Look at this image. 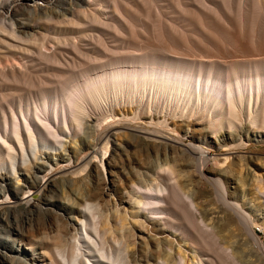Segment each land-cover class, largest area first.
<instances>
[{"label":"bare ground","instance_id":"1","mask_svg":"<svg viewBox=\"0 0 264 264\" xmlns=\"http://www.w3.org/2000/svg\"><path fill=\"white\" fill-rule=\"evenodd\" d=\"M17 1L11 0L7 7L4 0L0 1L4 13V16L0 13V91L5 90L0 93V169H8L6 173L0 172V264H141L138 254L143 246L130 251L126 241L117 239L109 243L103 237L99 221L101 200L87 198L82 203V220L76 222L73 218V222L61 225L57 216L40 206L46 191L56 189L54 178L39 176L44 172H32L26 179L27 188L32 191L29 195L25 188L5 183L9 177L15 179L20 165L27 167L32 157L37 159L39 143L42 147L58 149L56 145L64 147L67 135L80 136L91 125L90 108H102L105 102L136 104L123 116L127 124L124 121L119 124L156 153L152 171L142 170L146 165L139 163L142 167L139 172L145 177L156 172L155 179L145 183L128 180L123 189L136 214L149 210V216L156 217L149 218L158 235H166L171 229L168 235H173V240L165 237L164 243L157 244L159 251L164 248L170 254L160 264H247L243 258L250 252L244 250L248 245L244 235L256 243L264 256V243L253 230V224H264L259 223L262 217L258 212L251 214L241 204L232 203V212L224 216V207L216 203L226 202L224 183L220 184L218 199L214 191L211 198L204 189L187 190L181 180L185 172H191L185 168L195 169L197 164H202L198 165V171L209 172L207 176L211 178L221 165L233 161L239 166L237 138L230 133L239 125L254 128L256 140L261 142L264 34L259 33L264 27V0H56V6L62 3L68 8L53 11L47 20L91 28L98 35H90V43L98 40L96 43L102 45L103 51L99 57H86L88 64L74 61L70 55L72 62L66 59L68 66L62 61V51H42L39 64L47 63L56 72L33 77L36 79H26L25 75L36 65H28L29 53L19 44L23 36L14 29L12 16ZM69 15L74 20H68ZM194 27L199 36L190 33L189 29L194 31ZM125 30L132 34L152 30L155 36L149 50L137 54L130 51L128 44L111 45L106 40L108 31L126 35ZM243 41L246 43L242 44ZM22 51L23 63H2L10 60L12 53ZM76 51H80L78 45ZM74 77L80 80L72 84ZM20 78L24 85L29 84L31 93L38 95L40 102L34 107H29L30 99L18 92ZM25 101L27 106L23 107ZM162 101L168 104V110L162 108ZM102 117L103 114L98 115L94 121L99 123ZM170 117L182 121L169 128ZM179 127L182 132H178ZM226 129L229 134L221 138ZM212 148L223 152L217 155L211 152ZM87 155L95 157L101 153L94 148ZM257 167L264 170V162ZM229 169L227 172H231ZM10 173L14 175L9 176ZM254 182L257 179L251 182L250 201L260 203L263 186ZM8 195L13 200L5 201ZM95 195L99 196L97 191H91V196ZM198 200L202 202H199L201 208ZM213 202L217 204L214 208ZM80 205V202L73 205L70 211ZM178 207L184 209V219L176 217ZM55 221L57 227L65 226L66 232L58 228L52 234ZM237 221L240 228L235 229ZM71 229L75 230L67 232ZM176 231L188 239L194 257L202 250L208 252L206 258L203 260L202 256L198 262L193 259L194 263H188L180 249L172 255L173 241L178 237ZM63 238L70 240V246L60 243ZM143 243L149 248L147 241ZM150 253H145V260L152 258Z\"/></svg>","mask_w":264,"mask_h":264},{"label":"rangeland","instance_id":"2","mask_svg":"<svg viewBox=\"0 0 264 264\" xmlns=\"http://www.w3.org/2000/svg\"><path fill=\"white\" fill-rule=\"evenodd\" d=\"M10 2L11 0H4L5 6L7 7L8 4L10 5ZM63 8H68V6L62 3L56 6V0L17 1V11L15 10L14 16H12L15 23L14 29L19 35L23 36L19 44L26 49L25 53H29L27 58L28 65H36L31 67L28 73L25 74L26 79L44 77L56 72V69L47 63L39 64L41 59L39 53L42 51H62L61 58L66 65L68 64L66 63V59L71 63L72 57H74V61H82V63L88 64L89 59H86V57H99L101 55L103 47L100 43H96L98 40L94 43H90L89 41L91 38L90 35H98V32L79 24H71L68 22L58 23L47 20V16L50 13L53 11L59 12ZM1 11L2 10H0L1 15L4 16V13ZM67 19L72 21L74 20V16L69 15ZM262 25H264V23H262ZM190 28L193 27L190 26ZM189 30L191 34H199L195 27L194 31L191 29ZM143 32L144 31H140L132 34L130 31L125 30L124 33H126V35H122V33L108 31V33H106V40H108L111 45L116 43L128 44L129 46L127 47H131L130 51H136L137 54H140L149 50V45L152 43L153 37L155 36L152 30L146 31L149 36ZM234 32L235 30H232V33ZM103 34H105V32ZM103 34L101 33V35ZM260 34H264V27H262V31H260L259 35ZM136 35H138L140 39L137 40L138 37H136ZM241 43L245 44L246 42L243 41ZM72 45H74V47H72ZM76 45H78L80 51H76ZM23 53V51L20 53L14 52L11 54L10 60H3L2 63H12L14 61L23 63ZM36 53H38V55H36ZM62 55H64V57H62ZM70 55H72V57H70ZM79 80L80 77H74L71 83H78ZM54 81L57 80L55 79ZM19 82H21V84L17 88L18 92H22L25 98L30 99L29 107H34L37 101L38 103L40 102L38 95L30 92L29 84L24 85L22 78H20ZM3 91L5 90L0 91V93ZM148 102L150 101L148 100ZM160 105L162 108H168V104L165 103V101H162ZM19 106L18 104L17 108H19ZM26 106L27 103L25 101L23 102V107ZM135 107L136 104L118 105L117 103L116 105V103H112L110 105L109 102H105L102 108H90L93 110H90L91 113H89L91 117L88 118V120L90 119L91 121V125H89L80 136L74 137L70 134L67 135L63 140L65 143L64 147L56 145L55 148L58 149L42 147V144L39 143V154L37 159L32 157L31 164L27 167L20 165L17 169V174H15V179L9 177L5 183H12L17 188H25V192L29 195L32 194V191L30 188H27L28 180L26 179L32 176V172H44L39 174V176L46 175L54 178L57 185L56 189L54 191H46V194L43 195L45 197L44 203L40 206L41 208L47 207L52 214L57 216V218H59L58 222L61 225L73 222V218H76V222L82 220L81 210H84L82 209V203H84L87 198L89 200L93 199L94 201L101 200L102 205L100 206L99 221L102 235L106 241L114 243L117 239L124 240L128 243L130 251L138 250V248H142L143 246L142 251L138 254V259L141 264H160L161 260L169 258L170 254L169 251L164 248L159 251L157 244L164 243L165 237H169L173 240V235H168V231L171 232V229L166 231V235H158L156 229L150 224L153 222L150 218L153 219L155 216H149V210H142L136 214V209H134L130 199H127L126 191L123 189L124 186H127L128 180H137L145 183L146 181H152L156 177V172H150V177H145L144 174L139 172L142 169V167H140L141 164L139 165L141 161L146 165V169L142 170L151 169L152 171L154 169L157 161L155 156L156 153L153 150H148L142 142L131 136L129 129H125L119 124L120 121H124V123L127 124V120L123 119V116L125 113L131 112V108ZM111 109L116 113V116L113 117L114 114ZM101 114H103L104 118L102 117L99 123L94 121V118ZM181 121L182 118L176 119L170 117L168 121L169 128H174L175 122L178 125ZM55 126L58 129H63L62 127H58L56 123ZM164 129H166V127ZM253 129L254 128H250L244 124V126L239 125L230 132L237 138L235 142V144H237L236 154L240 157V161H238L237 158H234V160L238 161L237 164L239 166L234 165L233 161L226 166L216 164V166H220L221 168L216 174H213L211 178L207 176L209 172L202 173L198 171V165L201 167L200 165L202 164H197L195 169L186 167L185 169L191 172H185L181 180L186 184L187 190H193V188L204 189L208 191V195L210 194L211 198H213L212 193L214 191L213 195L218 199L220 184L221 182L224 183L225 190H223V192L226 197V202L224 204L220 201L216 202L224 207L223 215L225 216V213L232 209V203H238L241 204L246 211L251 212V214L258 212L260 217H262L259 223H262L264 222V197L260 196L262 200L260 203L256 200L250 201V189L252 179H257V182L254 183L258 185L261 182V185L258 186L264 187V170L257 167L258 164L264 162V132L262 133L263 136L260 137V142L256 140L258 136ZM177 130L178 132H182L180 127L177 128ZM110 131L111 133L109 134ZM227 131L228 129L221 134V138L229 134ZM109 137L110 139H108ZM107 140L110 142L109 145L107 144ZM88 143H90V146L87 145ZM17 147L19 155H21V148L19 145H17ZM94 148L99 149L101 155L95 157L88 156V151ZM211 150L212 153L217 155L223 152L216 151L214 148ZM222 157L223 156H221V158ZM244 157L246 159H244ZM221 158L220 162L222 163L224 160L222 161ZM184 159H186V157ZM192 162H194V160H192ZM181 163L183 164L184 160H182ZM40 167L43 168L42 171L38 170ZM229 168H231V172H227ZM0 172L6 173L8 169H0ZM11 172L14 171L12 170ZM8 175L13 176L14 173ZM237 177H241L240 181H238ZM263 187L262 190L260 189L261 191H264ZM93 190L97 191L99 196H91V191ZM9 200H13L11 195H8L5 201ZM79 202L81 205L77 207L76 210L70 211V208H72L73 205H78ZM196 202L201 208L200 203L202 202H200V200ZM216 203L213 202L211 207H216ZM177 210L178 213L176 217L184 219V215H182L184 209L178 207ZM156 221L157 220L154 222ZM239 223L242 224L241 222ZM59 224L55 221L54 225L56 227L53 226L54 229L52 234L56 233L58 228L66 232L67 229L65 226L57 227ZM235 224H237V226H234L235 229L240 228L238 221ZM146 227L148 228L146 229ZM74 230L75 229H71L67 232ZM253 230L264 243V224L260 226L253 224ZM176 232L178 233L177 239L182 244V248L179 247V243L177 239H175L173 241L174 250L171 252L172 255L180 249L181 254L185 255L188 263H194L193 259H195V262H198V258L202 259V256L203 260L206 258L205 254L208 252L202 250L197 251L199 254L198 257H194L193 252L190 251L192 247L188 243V239L181 237L180 231ZM244 237L248 239V245L244 250H248L250 254L245 256L243 261L247 264H264V256L260 254L261 249L258 250V248H256V243L249 239L248 236L244 235ZM145 241L149 243L150 249L148 246H144L143 242ZM60 243L66 247L70 246L69 239L64 240L63 238L60 240ZM150 250L152 251V253H150L152 258L147 261L144 255L146 252H151Z\"/></svg>","mask_w":264,"mask_h":264}]
</instances>
